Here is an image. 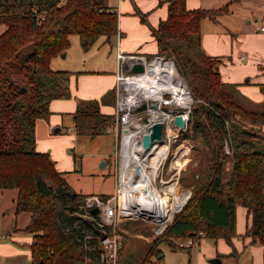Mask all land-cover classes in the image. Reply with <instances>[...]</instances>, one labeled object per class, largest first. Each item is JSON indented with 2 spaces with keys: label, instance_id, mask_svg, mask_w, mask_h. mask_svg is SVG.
Here are the masks:
<instances>
[{
  "label": "trees",
  "instance_id": "obj_1",
  "mask_svg": "<svg viewBox=\"0 0 264 264\" xmlns=\"http://www.w3.org/2000/svg\"><path fill=\"white\" fill-rule=\"evenodd\" d=\"M162 3L167 4V15L151 27L157 53L174 58L194 99L180 134L196 147L200 144L208 164L190 172L186 185L193 188L191 195L164 233L151 241L141 264H154L152 257L162 259L158 244L175 249L178 238L198 230L232 245L238 204L250 214L245 231L250 243H264V109L242 105L235 96L238 85L221 78L220 59L201 46L202 19H215L228 5L188 8L186 0H159ZM136 11L145 21V14ZM0 28V188L17 189L15 214L30 213L21 229L31 235L30 264H84L88 256L91 264H103L78 240L83 229L100 233L95 219L82 218L84 194L71 188L48 152L35 148L34 130L37 118L49 116L52 98L71 95L72 72L53 69L51 59L70 47L72 34L85 51L100 37L110 41L118 33V12L106 0H0ZM258 87L264 96V82ZM114 102L115 87L99 99L81 100L73 115L76 134L104 132L114 112L102 113L100 105ZM225 140L231 151L227 174ZM183 194L181 190L177 198ZM123 245L124 240L117 264H131ZM230 253L235 255L234 248Z\"/></svg>",
  "mask_w": 264,
  "mask_h": 264
},
{
  "label": "rangeland",
  "instance_id": "obj_2",
  "mask_svg": "<svg viewBox=\"0 0 264 264\" xmlns=\"http://www.w3.org/2000/svg\"><path fill=\"white\" fill-rule=\"evenodd\" d=\"M197 1L199 2L198 7L200 8H219L226 4L228 5V11L216 15L215 19L203 18L200 28L201 41H203V43L214 41L215 34H224L228 37V40L233 43V51L229 52L230 54L222 56L226 60L225 64H227L226 66L228 67H224L225 64L223 63H219L218 65L219 67L220 65L222 66L221 70L224 75H226V73L230 74V72L233 73L234 71L238 73L244 71L246 74H244L242 78L237 76V78H240V80L242 79V81H245L247 77H250L251 79L255 78L258 71V76L264 75V32L257 30V25L263 22L264 18V0ZM102 38L103 37H100L91 49L85 51L81 49L79 45L78 36L72 34L70 36V47L65 52L52 59V68L60 69V67H70V69H107L112 65L111 59L113 56V50L116 47V40H113L110 43L104 42L100 45ZM240 55H244V59H241L239 57ZM260 80L262 81L263 77ZM259 83L261 82L255 83V86L258 87ZM236 88L238 93L235 96L242 105L255 110L264 109V96L259 87L255 92L257 94L259 93L258 96H261L260 99H254L255 97L253 95H250V97L247 94H244L238 87ZM183 130L184 129L181 130V133ZM81 140L85 141L82 144L74 145L73 148L72 146H68V144L60 148L56 154L59 155L58 166L63 170L64 176L75 190L112 193L115 186L114 163H112V158H109L111 164H106L101 167L102 159L99 157L97 144L105 147L106 150L108 148L107 153L113 155L117 150L113 133H102L94 139L86 137L85 139L81 138ZM89 140H94L92 146H89ZM99 140H104V143L99 142ZM180 144L184 145L186 148L184 152H186L183 156L185 161L184 168L181 170L178 177L179 182L174 183L175 175L171 173L163 175V179H170L167 183L168 189L172 188V193L170 192L172 200L170 206L173 207V217L181 210L193 190L191 186L186 185L190 178V172L204 170L208 164L207 155L203 153L200 154V144L196 147V143L190 138H187L184 133L182 135L180 134L176 140L171 142L170 152H173ZM178 152L180 151L175 150V155ZM230 155L231 152L228 153V157L224 163L223 169L225 174L228 173L231 166ZM171 182L173 183L170 184ZM181 188H183L184 194L181 199H178L177 196L180 194ZM10 189L11 188H8L6 191L0 190V246L17 243H14L15 240L13 239L15 238L11 235L29 236V233L22 230L14 231L10 226V220L12 219L11 215L13 216V219L14 215H16L15 217L18 216V213L15 214L14 211H12L14 213H11L10 211V207L13 205L11 191H9ZM22 213L19 215V222L24 216L26 217L25 214H27V212ZM169 224L170 223L157 225L143 220H122L119 218L117 220V226L119 229H122L125 236L122 251L124 257L127 254L126 257L131 261V264H141L151 241H153V239L155 240V238L161 233H164ZM203 240L206 241V244L203 243ZM181 241L182 238L176 240L177 243H180ZM199 242L200 245L192 246H179L176 244L175 249H171L165 243H160L158 244V247L161 250L162 259L158 261H156L155 257H152L151 259L155 261L154 264H209L208 250L216 247L217 240L215 238L203 236L199 239ZM18 247L23 250L28 249L26 244H21ZM231 251L232 250L222 252L223 254L219 252V255L224 256L221 264H229L226 260V256H232L230 253ZM245 254L242 255L241 258H243ZM0 264H30V260H28L26 254H23L22 251H20L18 254H11V256L4 255L2 257L0 255ZM233 264H235V262Z\"/></svg>",
  "mask_w": 264,
  "mask_h": 264
},
{
  "label": "built area",
  "instance_id": "obj_3",
  "mask_svg": "<svg viewBox=\"0 0 264 264\" xmlns=\"http://www.w3.org/2000/svg\"><path fill=\"white\" fill-rule=\"evenodd\" d=\"M257 30L264 32V20L257 25ZM243 57L244 55H240L241 59ZM116 61L114 121L105 128L106 132L113 133L117 145V150L112 156L115 174L114 191L106 195L86 193L79 205L84 210L81 213L82 218L95 219L100 233L94 235L92 230L83 229L78 240L82 241L86 252L94 251L103 264L118 263V249L124 239L122 229L117 226L119 218L143 220L157 225L168 224L173 218V207L171 214H162L158 218L140 212L141 206L148 202V198H140L139 189H133L137 186L134 174L130 173L127 176L121 171L123 142H126L128 137H132L141 152L148 153L144 159L142 172L154 189L166 195L164 185L170 179H163V175L170 173L175 175L174 183H178L185 162L184 154L180 156V152L176 154L180 156V164L172 162L176 149L170 152V144L179 137L181 130L187 125L186 123L182 128L178 127L174 123V118L177 114H183L187 122L190 106L194 102L186 80L171 55L126 53L117 47ZM135 64H140L142 70L133 71ZM174 82L180 85L178 90H175ZM154 122L162 123V141L166 147V150L159 155L152 153L155 143L146 151L142 147V136ZM172 126L176 128L174 133L170 132ZM124 129L128 130V133H124ZM224 149L227 153L231 152L226 140ZM93 208H97L94 214L91 212ZM203 236L204 232L198 230L194 236L183 237L177 244L197 245ZM94 238L95 244L92 243ZM84 264H91L90 256L85 258Z\"/></svg>",
  "mask_w": 264,
  "mask_h": 264
},
{
  "label": "crops",
  "instance_id": "obj_4",
  "mask_svg": "<svg viewBox=\"0 0 264 264\" xmlns=\"http://www.w3.org/2000/svg\"><path fill=\"white\" fill-rule=\"evenodd\" d=\"M108 5L114 7L118 12V33L112 40L105 41L102 38L100 45L105 43H110L113 40H116V47L113 50V56L111 59L112 65L107 69H70V67H60V69L71 71L72 74L69 78V88L71 95L69 97H58L52 98L49 101V116L47 118L39 117L35 121V148L39 151L48 152L50 157L55 162V166L58 170L62 171L58 166L59 155H56L62 146L68 144V146L74 147V145L82 144L85 140H81V138H89L94 139L102 133H110V132H102L95 136H80L77 135L74 130V112L76 111L77 105L81 100L88 99H99L107 90L115 87V75L114 72L116 70V48L118 47L121 51L126 53L138 52L144 53L147 55H152L157 53V41L151 32V27H156L159 20L164 19L167 15V4L162 3L159 4V0H106ZM199 2L197 0H186V6L188 8L198 7ZM136 10L144 13L145 21H142L140 15ZM264 20V18H263ZM201 28V24H200ZM246 35V34H245ZM244 35V36H245ZM79 42V40H78ZM232 44L228 37L224 34H215L214 41L203 43L201 41V46L203 50L212 56H217L220 60V63L225 64L226 60L222 57L223 55L230 54L229 52L232 50ZM80 45V44H79ZM230 46V48H229ZM93 47V46H92ZM91 47V48H92ZM90 48V49H91ZM82 49V48H81ZM87 51V50H86ZM264 52V48H263ZM240 57V56H239ZM54 58V57H53ZM52 58V59H53ZM51 59V63H52ZM244 59V58H242ZM259 62V61H257ZM50 63V64H51ZM261 63V62H260ZM259 64V63H258ZM225 64L224 67H228ZM221 65L219 71L221 70ZM223 67V68H224ZM259 71L256 73V77L251 79L247 77V80H240L242 76L246 73L244 71L242 73L233 72L230 74L220 71L221 78L224 82L235 83L238 85V88L248 96L253 95L254 99H260L255 91H257V86H255L257 82H264V75L258 76ZM240 74V75H238ZM239 76L240 78H237ZM263 77V80L260 79ZM254 90V91H253ZM251 97V96H250ZM100 111L102 113L111 114L114 111V107L112 104H101ZM264 125L262 126V129ZM264 130V129H263ZM97 141V140H96ZM104 143V140L100 141ZM89 146H92L94 140H89ZM97 151L99 152V157L101 160V167L106 164H111L109 158H112V154L109 155L107 153L108 148L106 150L105 147L97 144ZM105 161V163H103ZM115 175V174H114ZM64 176V174H63ZM65 177V176H64ZM66 179V177H65ZM68 184L71 186L73 190H75L70 182L66 179ZM115 184V181H114ZM115 187V186H114ZM1 191L8 190V188H0ZM13 205L10 207L11 213H14V200L17 195V189L11 188ZM83 194L86 193H97L91 191H77ZM99 194H110L103 191H99ZM2 203V202H1ZM22 212L18 213L17 217L11 215L12 219L10 220L12 230H21L26 223L29 221L30 213L27 212L26 217L22 218L19 222V215ZM24 214V213H22ZM126 221V220H125ZM124 222V221H123ZM250 224V214L247 213L246 207L243 205H236L235 207V235L232 237V245L228 244L223 237H218L216 247L214 249L208 250V257H220L221 263L224 259V256L219 255V252H228L234 248L235 255L226 256V260L229 264H264V243H250L251 237L245 235V231L247 230ZM14 227V228H13ZM14 237L15 244H8L6 246H0V255L3 257L4 255L18 254L22 251L23 254L27 255L28 260H30V250L29 248L26 250L21 249V244H26L28 247V243L31 240V236H23V235H11ZM1 237V235H0ZM125 241V236L124 239ZM200 242L198 241L197 245ZM203 243L206 244V241L203 240ZM11 245V246H10ZM208 245V244H207ZM219 245V248H218ZM7 248V249H5ZM219 249V250H218ZM246 253V254H245ZM227 254V253H226ZM245 256L241 258L242 255ZM235 257V260H234ZM240 261V262H239ZM209 262V259H208ZM211 263V262H210ZM209 263V264H210ZM220 263V264H221ZM212 264V263H211Z\"/></svg>",
  "mask_w": 264,
  "mask_h": 264
},
{
  "label": "bare ground",
  "instance_id": "obj_5",
  "mask_svg": "<svg viewBox=\"0 0 264 264\" xmlns=\"http://www.w3.org/2000/svg\"><path fill=\"white\" fill-rule=\"evenodd\" d=\"M173 86L175 90H178L180 88V85H178L177 82H174ZM175 130V127H170L171 133H174ZM154 146L155 147L152 150V153H154L153 155H159L166 150L163 141L161 143H155ZM176 150L180 151V156L185 154L186 152H184L186 148L183 144L178 145L176 147ZM147 154V152H141L140 147L137 145L134 138L128 137V139H126V142H123L122 145L121 171L124 172V174L127 176L130 173L134 174V177L137 179V186H134L133 189H139L140 198H148V202L144 206H141L140 212L150 217L158 218L162 214H171L170 212L172 207L170 206V202H172V200L170 197V192L172 191V188L168 189V183H165L164 192L166 193V195H163L162 192L154 189L149 183L147 176H145L142 172L144 159ZM180 156L174 154L172 162L180 164Z\"/></svg>",
  "mask_w": 264,
  "mask_h": 264
},
{
  "label": "water",
  "instance_id": "obj_6",
  "mask_svg": "<svg viewBox=\"0 0 264 264\" xmlns=\"http://www.w3.org/2000/svg\"><path fill=\"white\" fill-rule=\"evenodd\" d=\"M133 71H141L142 66L140 64H135L132 68ZM247 80V79H245ZM174 123L182 128L187 122L184 118L183 114H177L174 118ZM124 133H128V130L124 129ZM161 143L162 142V123L161 122H154L152 123L148 129L147 132H145L142 136V147L143 150H148L151 145L154 143ZM105 163V161H103ZM91 212L94 214L97 212V208H93ZM209 262L212 264H220L221 259L219 257H211L209 258Z\"/></svg>",
  "mask_w": 264,
  "mask_h": 264
}]
</instances>
